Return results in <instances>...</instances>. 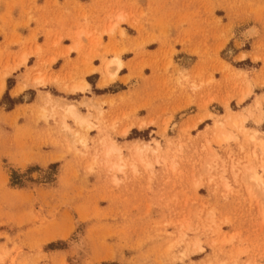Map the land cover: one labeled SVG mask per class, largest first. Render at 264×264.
<instances>
[{
  "label": "rangeland",
  "instance_id": "rangeland-1",
  "mask_svg": "<svg viewBox=\"0 0 264 264\" xmlns=\"http://www.w3.org/2000/svg\"><path fill=\"white\" fill-rule=\"evenodd\" d=\"M0 264H264V0H0Z\"/></svg>",
  "mask_w": 264,
  "mask_h": 264
},
{
  "label": "bare ground",
  "instance_id": "bare-ground-1",
  "mask_svg": "<svg viewBox=\"0 0 264 264\" xmlns=\"http://www.w3.org/2000/svg\"><path fill=\"white\" fill-rule=\"evenodd\" d=\"M112 28V27H111ZM123 65V63H122V61L120 60V58L119 57H115L113 60H111L109 63H108V65H107V73H108V75H109V78L111 79V78H113V77H115V75H116V71H118L120 68H121V66ZM112 69V70H111ZM40 81V80H39ZM39 81L38 80H36V83H39ZM41 83H43L42 81H41ZM103 84V83H102ZM21 88H19V89H17V90H15V92L14 93H18V91L20 90ZM86 89V85L85 84H83V83H81V84H75L72 88H71V90L72 91H84ZM70 90V91H71ZM250 91H252V90H250ZM249 91V92H250ZM74 93V92H73ZM247 95H249V93L247 92ZM246 96V95H245ZM47 101H48V99H47ZM51 102V101H50ZM48 103V102H47ZM48 104H52V103H48ZM88 104H91V103H88ZM87 104V105H88ZM93 107L94 106H96V105H92ZM74 107L72 106V105H67V111L70 113V115L76 120V121H78L79 122V124H89L88 123V119H86V118H78L77 116H75V114H74V109H73ZM95 108H97V107H95ZM230 118H232V117H230ZM234 119V118H233ZM239 120V119H238ZM245 121V120H244ZM243 120H242V122H244ZM235 124L236 123H238V122H234ZM146 124L145 123H141L140 124V127H142V126H145ZM127 131V130H126ZM126 131L124 132V134L126 133ZM252 137V136H251ZM263 144V143H262ZM110 146V145H109ZM142 147V146H141ZM109 149H108V153H110V152H113V151H115L116 149H115V147H114V144L112 145L111 144V146L110 147H108ZM136 148V147H135ZM139 148H136V149H134V150H138ZM139 151L141 152V149H139ZM255 179H256V181H257V183H260V179H259V177L257 176V175H255ZM254 179V180H255ZM255 181V182H256Z\"/></svg>",
  "mask_w": 264,
  "mask_h": 264
},
{
  "label": "crops",
  "instance_id": "crops-1",
  "mask_svg": "<svg viewBox=\"0 0 264 264\" xmlns=\"http://www.w3.org/2000/svg\"><path fill=\"white\" fill-rule=\"evenodd\" d=\"M112 60H113V59H112ZM120 60H121V59H120ZM121 61H122V60H121ZM122 63H123V62H122ZM122 66H123V65H122ZM122 66H121V68H122ZM121 68H120V69H121ZM120 69H119V70H120ZM119 70H118V71H119ZM106 72H107V71H106ZM105 75L108 77V74H105ZM106 79H107V78H106ZM104 83L106 84L107 82H105V80H104ZM83 84L86 85V88L90 86V85H89L88 83H86V82H84ZM99 87H102V86L100 85ZM17 89H19V88H17ZM17 89H16V90H17ZM87 89H88V88H87ZM21 90H22V89H20V90L18 91V93H19ZM85 90H86V89H85ZM85 90H84V91H85ZM78 91H79V90H78ZM14 92H15V91H14ZM18 93H14V94L17 95ZM95 98H98V97H95ZM87 103H89V101H88Z\"/></svg>",
  "mask_w": 264,
  "mask_h": 264
}]
</instances>
